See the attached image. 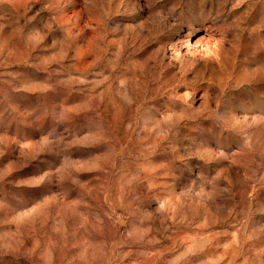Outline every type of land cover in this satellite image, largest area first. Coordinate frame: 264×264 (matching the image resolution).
I'll return each instance as SVG.
<instances>
[{"label": "rangeland", "instance_id": "1", "mask_svg": "<svg viewBox=\"0 0 264 264\" xmlns=\"http://www.w3.org/2000/svg\"><path fill=\"white\" fill-rule=\"evenodd\" d=\"M0 264H264V0H0Z\"/></svg>", "mask_w": 264, "mask_h": 264}]
</instances>
